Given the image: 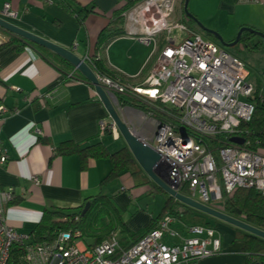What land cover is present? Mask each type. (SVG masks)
<instances>
[{
	"label": "crops",
	"instance_id": "1",
	"mask_svg": "<svg viewBox=\"0 0 264 264\" xmlns=\"http://www.w3.org/2000/svg\"><path fill=\"white\" fill-rule=\"evenodd\" d=\"M141 1L124 0L121 4L118 0H0V10L9 3L17 16L6 21L81 59L97 56L114 76L138 85L166 42L164 35L156 38L157 43L141 41L147 24L142 19L133 23L127 16ZM182 2L174 0L169 20L188 25L191 22L184 11L175 16L176 6L183 8ZM206 2L208 13L215 11L223 21L221 34H229V28L235 34L241 25L264 26V0ZM125 6L128 7L119 13ZM118 16L123 17L122 23L116 21ZM1 30L0 44L12 37ZM104 30L110 37L99 42ZM24 42L27 45L20 50L16 45L0 49V104L10 111L0 127L1 146L7 156L6 163L0 165V191L13 189L12 201L4 206L8 226L20 234H31L45 210L73 211L101 193L113 202L112 207L109 203L104 205L110 211L109 221L116 225L110 231L95 233L105 240L114 232L120 244L130 245L132 236L147 229L160 215L155 217V209H149V204L145 206L142 201L160 193L162 211L168 194L160 191L134 159L127 172L106 181L112 169L108 158H88L82 163L77 154L57 153L66 141L80 147L100 142L111 153L126 144L120 141V135L115 140L109 133L100 136L99 123L110 116L85 77L56 53ZM86 64L93 71L92 64ZM115 109L134 133H140L145 143L150 141L152 130L143 119L146 112L126 104H117ZM213 224L221 237V252L195 264H246L248 255L239 228L217 219ZM170 226L185 235L188 225L175 220ZM95 233L90 232L88 245L97 243Z\"/></svg>",
	"mask_w": 264,
	"mask_h": 264
},
{
	"label": "built area",
	"instance_id": "2",
	"mask_svg": "<svg viewBox=\"0 0 264 264\" xmlns=\"http://www.w3.org/2000/svg\"><path fill=\"white\" fill-rule=\"evenodd\" d=\"M173 11L174 0H142L127 12L133 23L142 19L147 24L141 41L157 43L159 35L166 41L140 84L93 72L112 102L118 104L117 96H122L150 108L143 119L152 130L146 143L159 155L155 171L179 193L211 208L238 188L264 196V128L254 141L241 128L256 107L247 68L186 23L170 21ZM16 16L9 3L0 10L2 19ZM90 59L83 60L92 64ZM9 115L0 104V127ZM99 133L113 139L120 135L111 118L100 121ZM6 161L0 139V165ZM12 199V188L0 191V264H195L221 252L215 227L191 225L179 234L170 226L175 221L170 215L127 248L114 232L93 245L80 240L79 230L58 231L52 240L35 242L32 234L8 226L4 206Z\"/></svg>",
	"mask_w": 264,
	"mask_h": 264
},
{
	"label": "trees",
	"instance_id": "3",
	"mask_svg": "<svg viewBox=\"0 0 264 264\" xmlns=\"http://www.w3.org/2000/svg\"><path fill=\"white\" fill-rule=\"evenodd\" d=\"M126 7L128 6L122 7L119 13H122V11ZM122 19V16H118L116 21L120 23ZM188 21L193 23L191 20ZM106 32L107 30H104L100 33L99 42H101V40L105 37V39H109L110 34L107 35ZM11 36L12 37L7 42L0 44V49L5 48L9 45H16V48L18 50L26 47L27 44L24 41L12 34ZM253 37L258 36L248 32H243L239 42H242L245 46H248L252 51L259 50L264 44V38L258 37L260 38L261 42H253ZM90 60L94 71L105 76L114 77V75L105 68L101 61L98 60L97 56H92ZM254 99L256 100V107L253 116L249 122L242 123L241 125L244 136L246 138H249L251 141H254L255 139L261 137V131L264 128V93L259 92L258 89H255ZM117 100L118 104L134 106L139 108L143 112L150 111V108L144 103L128 100L127 98L122 96H117ZM57 153L60 155L77 154L81 158L82 163H85L88 158H108L111 162L112 169L109 175L106 177V181L112 178L119 177L124 172H127L129 166L131 165V162L134 159L127 146H124L123 148L111 153L100 142L87 147H80L78 144L73 143L72 141H66L58 147ZM160 191L164 192L161 189ZM181 192L186 193L185 190H181ZM88 202H90V207L83 215L82 210L85 203L82 206L78 207V209H75L73 211L62 209L45 210L39 223L31 233L34 237V241H49L55 237L58 231L68 230H79L83 237V231H85V229L83 230L84 227L88 228L89 232L91 233H95L96 231H101L103 229L110 231V229H112L116 225L113 220L108 221L103 226H100V228H97L93 222H89L87 223V226H83V222L84 220H86L87 216L90 215V212L98 206L99 203H109L111 204V207L114 206L112 200L109 197L101 195L100 193L91 198L90 201L88 200ZM105 208L106 210H108L107 207ZM215 208L231 217L239 219L264 231V196L254 189L238 188L231 196L226 197L222 202H219L217 204V207ZM113 209L114 211H116L115 207H113ZM165 215H170L175 220L182 221L188 226L201 225L212 226L216 228V225L210 222V216L196 211L167 195L166 202L158 218L152 220L147 229L136 235H133L130 245L138 241L152 229L156 228L158 223ZM237 230L241 233L244 239V251L248 255L246 264H264V239L241 229ZM93 236L94 241L96 240L97 243L101 242L103 239L102 235H98L96 233ZM130 245H124L123 243H121V246L124 248H127Z\"/></svg>",
	"mask_w": 264,
	"mask_h": 264
},
{
	"label": "water",
	"instance_id": "4",
	"mask_svg": "<svg viewBox=\"0 0 264 264\" xmlns=\"http://www.w3.org/2000/svg\"><path fill=\"white\" fill-rule=\"evenodd\" d=\"M188 3H189V0H184L183 2V11H184L185 16L189 20L195 22L202 31L207 32L208 30L201 25L198 19L195 16H193L191 13H189ZM0 29L19 37L20 39H22L23 41H26L27 43L36 44L38 46H41L45 49H48L56 53L57 55L62 57L64 60H66L69 64H71L75 69H77L85 77L87 82L90 83L95 89L96 94L98 95L100 101L103 103L108 115L115 123L120 136L123 138L134 160L138 163V165L146 173V175L166 194H168L170 197L174 198L178 202L196 211L204 213L217 220L223 221L236 228L242 229L250 234H253L257 237L264 239L263 230L256 228L252 225H249L239 219L231 217L217 209L203 205L189 198L188 196L179 193L176 190V187H171L169 182H167L165 179L158 176V174L155 171V167L159 161V155L153 150V148L149 144L145 143L143 140L137 137L134 131L131 130L122 121V119L118 115L112 103L110 95H108L104 91L96 75L90 69V67L86 64V62H84L83 59L75 55L72 51L60 45L52 43L33 33L25 31L2 18H0ZM243 32H248L258 37L264 38V33L254 30L252 28L246 27V26L240 27L237 31L235 38L230 42H225L222 39V37L216 33H213V32H209V33H213L216 36V38L221 42L223 47H232L240 41ZM230 140L232 142L239 143V144L243 142V139L241 138H231ZM89 207H90V202H87L82 210V215L89 209Z\"/></svg>",
	"mask_w": 264,
	"mask_h": 264
},
{
	"label": "rangeland",
	"instance_id": "5",
	"mask_svg": "<svg viewBox=\"0 0 264 264\" xmlns=\"http://www.w3.org/2000/svg\"><path fill=\"white\" fill-rule=\"evenodd\" d=\"M206 7H207L206 0H189L188 3L189 13H191L192 15L193 13L196 14L197 17L195 15L194 16L198 19L201 25L204 28H206L208 31L207 32L202 31L197 24L188 23V26L197 33H199L202 36V38H204L205 40H211L218 46L223 47L221 42L216 38V36L213 33L220 35L225 42H230L235 38L237 32L234 34L232 28H229V34L228 33L221 34L223 31V28L221 27L223 21L216 16L215 11L214 12L211 11L210 13H208L209 11L206 10ZM196 9L199 11L198 13H196L197 12ZM182 12H183V8L177 5L175 9V16H179V14H181ZM229 24L231 23L229 22ZM243 26L264 33L263 31L264 29H262L264 28V26L258 28L254 25L247 24V25H241L240 27ZM209 32H213V33H209ZM252 39L253 42L260 41V38L258 37H253ZM223 48L229 54L241 60L245 64L248 71V77L246 81L251 83L255 89L259 90V92L264 93V44L259 50H253V51L248 46H245L242 42H238L236 45L232 47H223ZM113 104L115 105V107H117L116 102L113 101ZM135 134L137 137L141 139L140 133H135ZM120 141L121 142L124 141L122 137ZM161 195L162 194L159 193L155 195L156 198L154 199H152V197H149L147 201L145 200L142 201L145 206H146L145 203L149 204V209H153V208L155 209V215H156L155 217H157L161 212L160 211L161 208L159 209ZM217 204L218 202H213L211 205L213 208H215L217 207ZM108 212L110 213V211L106 210L104 203H99L98 206L90 212V215L87 216L86 220H84L83 226H87V223L93 222L97 228H100V226H103L105 223H107L110 220V218L108 217L109 215ZM124 218H127V214H124ZM209 218L212 224L216 221V219L211 216ZM84 229L85 231H83L84 232L83 238H80V240L84 242V244L88 245V243L91 242V236H89L90 232L88 228L84 227L83 230Z\"/></svg>",
	"mask_w": 264,
	"mask_h": 264
}]
</instances>
